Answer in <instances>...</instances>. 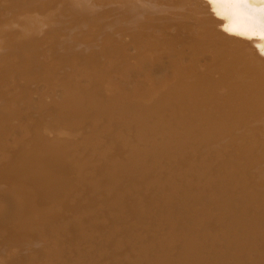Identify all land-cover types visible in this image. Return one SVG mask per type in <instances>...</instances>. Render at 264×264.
Segmentation results:
<instances>
[{"label": "bare ground", "instance_id": "obj_1", "mask_svg": "<svg viewBox=\"0 0 264 264\" xmlns=\"http://www.w3.org/2000/svg\"><path fill=\"white\" fill-rule=\"evenodd\" d=\"M151 2L0 0V264H264V0Z\"/></svg>", "mask_w": 264, "mask_h": 264}, {"label": "rangeland", "instance_id": "obj_2", "mask_svg": "<svg viewBox=\"0 0 264 264\" xmlns=\"http://www.w3.org/2000/svg\"><path fill=\"white\" fill-rule=\"evenodd\" d=\"M180 1H181V0H171V1H170V0H153V2H151V3H152L151 5H152V7L154 6V7H153L154 10H156V11L159 12V10H160L161 7L167 9L166 7H167L168 5H171V3H178V2H180ZM164 2H165V3H164ZM164 6H165V7H164ZM155 8H156V9H155ZM157 9H158V10H157ZM161 13H162V14H161ZM164 13H165V14H164ZM168 14H169V13H167V11L164 12V10H163V11L161 12V10H160V15H163V17H164V16L167 17ZM142 19H144V21H143ZM142 19H141L142 22H145V21L147 20V21H146V25H147V22H148V19H149V18H147V17L144 16ZM240 22H241V21H240ZM148 23L151 25L150 21H149ZM149 24H148V25H149ZM148 25H147V26H148ZM216 26H218V23H213V24L210 23V25H208V26L205 25L204 32H205V34L207 35L206 37H207L208 39H207L206 37H205L206 40H205L204 38H202V39H204L205 41H207V44H209V43L211 44V42L214 41V40L217 38V37L214 36V35H216L215 33H213L214 31H211V28L216 29V28H217ZM223 26H225L226 28L223 27ZM224 29L227 30V25L223 22L222 24H219V30H224ZM206 31H207V32H206ZM210 31H211V32H210ZM212 33H213V35H211ZM213 36H214V37H213ZM222 37H223V36H222ZM214 38H215V39H214ZM209 39H210V40H209ZM212 39H213V40H212ZM204 40H203V41H204ZM208 41H209V43H208ZM210 41H211V42H210ZM220 42H221V41H220ZM220 42H219V44H218V47H221V46H222V45H221L222 42L225 43V41H222L221 43H220ZM223 43H222V44H223ZM114 46H116V45H114ZM184 54H185V53H184ZM112 55H116V54L114 53V54H112ZM12 67H13V66H12ZM48 67H49V66H48ZM48 67L46 66V69H47ZM51 67H53V66H51ZM51 67H49V71L51 70L50 73H51L52 75H51V74H49V75H50V76H54V77H52V78H53V81H52V78L49 77V75H48V72H49L48 70H45L44 73H45L46 76L49 77V78H47V77L45 76V74H43V80H44V81H47L46 79H48L47 82H49V81H50V82H54V81H55V82H57V81L59 82V81H62V80L65 81V79H66L65 77H66V76H67V78H68V75H66V73H67L66 71L64 72V70H60V68H58V67H57V68H54V67H53V68L55 69V71L58 72V74H57L56 72L52 71L53 69H52ZM14 68H15V67H14ZM18 68H20V70H19L20 72L17 71ZM18 68H17V69L15 68L14 70H13V68H12L13 72H14V71H17V72H14L16 77L14 76V74H13V76H14V78H16V79H17V76H18V77L20 76L21 79L24 81L26 78H23V77H24V75H23V71H22V70H23V67H19V66H18ZM87 69H88V68H87ZM47 71H48V72H47ZM46 72H47V73H46ZM89 72H90V73H89ZM63 73H65V74H63ZM92 73H93V70L88 71V75H89V77L92 75ZM16 74H17V75H16ZM21 74H22V75H21ZM67 74H68V73H67ZM86 74H87V73H86ZM90 74H91V75H90ZM59 75H60V76H59ZM77 75H78V74H77ZM93 75H94V76H93ZM93 75H92L91 78L95 77V75H96L95 72H94ZM57 76H58V77H57ZM44 77H45V78H44ZM55 77H56V78H55ZM59 77H60L61 79H59ZM79 78L83 79V77H78V79H79ZM16 79H15V81H16ZM21 79L18 78L17 81H19V80H21ZM57 79H58V80H57ZM22 80L19 81V82L16 81L13 85H14V86H17L16 84H18V83H20V85H21V83H23ZM56 80H57V81H56ZM66 81H67V79H66ZM66 81H65V82H66ZM58 82H57V83H58ZM59 83H61V82H59ZM62 83H63V82H62ZM62 83H61V84H62ZM63 84H66V83H63ZM63 84H62V85H63ZM18 85H19V84H18ZM27 88H28V86H27ZM30 89H31V86H30ZM30 89L28 88V90H30ZM32 90H33V87H32ZM18 91H20V89H19ZM41 92H44V88H43V90H42V88H41ZM27 93H28V91H27ZM27 93H26V95H27ZM28 95H30V93H28ZM34 99H35V98H34ZM18 100H19V99H18ZM20 100H21V99H20ZM20 100H19V102H20ZM21 101H22V100H21ZM36 101H37L36 99L33 100V101H32L33 104H35ZM9 106H10V105H9ZM14 106H15V107H14ZM14 106H13L14 108H13L12 106H10L11 108L8 107L7 109H9V108H10V109H12V108H13V109H16L17 113H16L15 111H14V112H15L16 114H18V113H19V108H20V107H18L19 104L17 105V103H15ZM9 111H10V110H9ZM25 112H26V111H25ZM23 113H24V112H23ZM16 114H15V115H16ZM9 115H10V114H9ZM18 115H20V114H18ZM11 119H13V118L11 117ZM3 125H4V124H3ZM239 147H240V145H239ZM219 149L221 150V147H219ZM237 150L240 151L239 148H238ZM235 153H236V151H235ZM219 155H220V154H219ZM214 161L216 162V164L214 163ZM229 163H230L229 158L222 157L221 159H216V160L213 159V160L210 162V164H208V170L210 171L209 174H210V175L212 174V177H214L213 180H215V183H216V184H215L214 181L212 180V181H213V185H218V184H217V182H218L217 180H218V178H219L221 175H224V174H226V173H229V177H231V178H235L236 175H238V174H236V173H239V174H240V173L242 172V169H240L238 166H234V167L231 168L232 170L230 169V170L227 171L226 168H228L227 165H230ZM218 164H219V165H218ZM215 165H216V166H215ZM212 166H213V167H212ZM212 168H213V169H212ZM214 168H215V169L219 168V169H217V171H216ZM221 169H222V173H220V170H221ZM235 169H236V170H235ZM213 170L215 171V174H217V176H213V175H214V174H213ZM225 170H226L227 172H226ZM218 171H219V173H220V176H218ZM142 174H143V173H142ZM248 174H249V173H248ZM226 175H227V174H226ZM232 176H235V177H232ZM248 176H251V175L249 174ZM136 177H141L140 173L137 174ZM143 177H144V175H142V178H143ZM215 177H218V178L215 179ZM190 179H191V178H190ZM185 180H186V179H185ZM216 181H217V182H216ZM190 183H192V181H191ZM193 185H194V183H193ZM214 187H215V186H214ZM193 190H194V189H190L188 192H192ZM216 190H219V188L216 187ZM219 191H220V190H219ZM188 194H189V193H188ZM191 194H192V193H191ZM190 197H191V196H190ZM195 198H196V197H195ZM197 198H198V197H197ZM191 200H192V199H191ZM194 200H195V199H194Z\"/></svg>", "mask_w": 264, "mask_h": 264}, {"label": "snow or ice", "instance_id": "obj_3", "mask_svg": "<svg viewBox=\"0 0 264 264\" xmlns=\"http://www.w3.org/2000/svg\"><path fill=\"white\" fill-rule=\"evenodd\" d=\"M213 2H214V0H213Z\"/></svg>", "mask_w": 264, "mask_h": 264}]
</instances>
